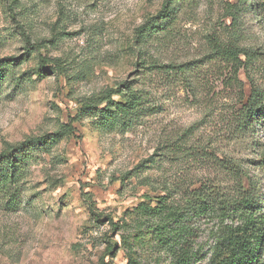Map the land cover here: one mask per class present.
<instances>
[{
  "label": "rangeland",
  "instance_id": "obj_1",
  "mask_svg": "<svg viewBox=\"0 0 264 264\" xmlns=\"http://www.w3.org/2000/svg\"><path fill=\"white\" fill-rule=\"evenodd\" d=\"M0 60V264H210L239 225L220 207L263 205L264 116L236 112L264 91V0H0ZM152 65H184L192 92ZM184 174L215 212L156 232Z\"/></svg>",
  "mask_w": 264,
  "mask_h": 264
},
{
  "label": "trees",
  "instance_id": "obj_2",
  "mask_svg": "<svg viewBox=\"0 0 264 264\" xmlns=\"http://www.w3.org/2000/svg\"><path fill=\"white\" fill-rule=\"evenodd\" d=\"M166 8L163 7L162 10L157 14L156 17L148 20L147 23L154 20H160L164 16ZM146 23V24H147ZM146 24L138 27L136 30V38H140ZM23 32V31H22ZM24 37V53L20 57H16L11 61H18L21 57L28 56L34 49V45L31 43L29 36L24 32L22 33ZM241 54L245 57L244 67L248 68L253 60L254 52L248 51L246 49L240 50ZM41 61H44L41 59ZM4 60H0V73L2 72V64ZM151 68L162 70L165 74L174 77V75L180 72L183 77V82L185 86L189 88L192 92V83L190 76L187 71H184V65L175 66H156L152 65ZM134 96V95H133ZM140 98L133 97L130 107L135 109L137 103H139ZM94 106V105H93ZM85 108H92L91 105H84ZM121 109H123L121 107ZM125 110V109H123ZM236 116H238V122L240 126L246 123L259 120L264 116V91L260 89L252 88L251 95L241 107L237 110ZM186 133H188L186 131ZM186 137L184 133L183 138ZM39 141H30L23 145L21 148L16 149V151L23 150V147H29L30 145H36ZM179 155L181 159H184L186 164L192 165V145L183 146L179 150ZM190 160V161H189ZM4 162L11 169L14 167V161L11 157L2 156L0 157V163ZM185 172H188L186 170ZM184 173V172H183ZM178 180H182L184 183L178 182L177 185L180 186L179 189L182 190L183 201L186 202L185 206L173 207L170 205H164L166 197H158L156 200L163 203V207L160 211L164 212V218L158 223L157 231L161 229H166L167 227H172L173 229L176 225L179 229H182L185 224V216L192 215L200 217L206 212L213 214L215 209L213 207V201L207 199L208 196H204L202 192L192 191V175L184 174L178 177ZM198 194V195H197ZM145 199H151L148 195L144 197ZM259 200L256 193H251L248 191H243L242 197L238 200L230 199L225 202L224 207L228 211L227 215L230 213L235 214L236 218L239 220V225L232 226H221L216 231L213 232L214 245L211 248L210 253V264H264V200L261 202L263 205H259ZM90 213L94 214L93 208L89 207ZM234 217V216H233ZM110 225L116 228L113 221H109ZM138 241L144 240L143 235H138L135 237ZM106 255L113 254L115 250V245L108 243L105 249ZM199 256L196 252L192 251V259ZM100 264H104L103 259H100Z\"/></svg>",
  "mask_w": 264,
  "mask_h": 264
}]
</instances>
